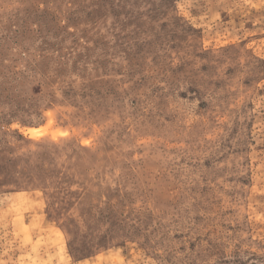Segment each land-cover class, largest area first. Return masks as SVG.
I'll use <instances>...</instances> for the list:
<instances>
[{
    "label": "rangeland",
    "instance_id": "374dc122",
    "mask_svg": "<svg viewBox=\"0 0 264 264\" xmlns=\"http://www.w3.org/2000/svg\"><path fill=\"white\" fill-rule=\"evenodd\" d=\"M0 264H264V0H0Z\"/></svg>",
    "mask_w": 264,
    "mask_h": 264
}]
</instances>
